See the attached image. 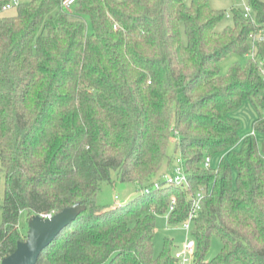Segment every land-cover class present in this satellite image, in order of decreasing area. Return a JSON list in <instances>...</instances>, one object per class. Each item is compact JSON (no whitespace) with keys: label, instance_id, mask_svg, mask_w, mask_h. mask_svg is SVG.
<instances>
[{"label":"trees","instance_id":"1","mask_svg":"<svg viewBox=\"0 0 264 264\" xmlns=\"http://www.w3.org/2000/svg\"><path fill=\"white\" fill-rule=\"evenodd\" d=\"M12 1L0 0V264L26 238L22 212L75 203L85 210L37 264H176L170 238L154 253L156 216L176 197L169 222L185 221L202 187L197 263L217 234L211 264H264V141L261 150L250 134L235 149L241 122L231 114L250 99L254 130L264 134V1L249 0L248 17L233 7L223 30L226 10L209 0H78L70 10L62 0H30L7 14ZM232 53L252 56L222 74L219 62ZM173 138L188 184L154 188L176 159ZM221 152L217 168L204 167ZM112 172L139 183V196L98 204Z\"/></svg>","mask_w":264,"mask_h":264},{"label":"rangeland","instance_id":"2","mask_svg":"<svg viewBox=\"0 0 264 264\" xmlns=\"http://www.w3.org/2000/svg\"><path fill=\"white\" fill-rule=\"evenodd\" d=\"M30 0H19V2H29ZM210 4L215 9L226 10L224 16L220 23L218 24V30H223L227 26H233L234 18L231 12L233 7L240 8L244 10L246 6H250L249 0H209ZM264 1V0H262ZM17 12V7L10 8L6 11L7 14H15ZM88 30H92V24L89 19H87ZM253 54V53H252ZM249 56L241 55L238 53H232L227 57L223 58L219 62V67L222 74H225L233 65L245 66ZM232 116L236 117L241 122V127L239 130L240 141L235 146V149L239 150L242 148L243 139L250 135H256L260 149L262 150V144L264 141V134L262 132H255L254 123L258 118V110L250 99H246L243 103L231 112ZM177 144V139L173 138L168 147V153L178 158L179 154L175 153V147ZM225 155L224 152L215 154L211 157V165L217 168L221 159ZM166 171H168L167 165H164L159 173L155 176L154 180L159 179ZM235 176V175H234ZM5 191V179L2 175L0 180V204L3 202V196ZM141 185L137 182H122L118 179L117 172H112V182H105L102 184V188L97 195V203L103 206H113V205H125L141 193ZM28 214L27 212H22L19 218V229L27 236L29 229L28 226ZM3 222V211L0 206V225ZM182 223V222H181ZM178 224H171L169 222V213L157 214L156 216V234L154 237V253L159 255L164 248L165 239L170 238L173 240V252L177 247H181L187 238V233ZM193 238L192 235H188ZM194 239V238H193ZM222 248V240L217 234H213L211 237L210 248L205 256L203 264H211L213 258H215ZM103 264H109L105 262ZM236 264H243L242 262H237Z\"/></svg>","mask_w":264,"mask_h":264},{"label":"built area","instance_id":"3","mask_svg":"<svg viewBox=\"0 0 264 264\" xmlns=\"http://www.w3.org/2000/svg\"><path fill=\"white\" fill-rule=\"evenodd\" d=\"M78 0H62V7L64 9L70 10L72 6L77 2ZM19 4V0H13L10 2L6 9H10L13 7H17ZM245 10V16L251 15V7L246 6ZM203 165L206 168H209L211 166V156H206ZM176 184V185H182L185 186L188 184V176L185 169V163L184 159L181 155H179L178 158L174 160L172 164L168 166V171H166L159 179L154 180L153 187L159 188L162 186V184ZM151 187H146L144 189V193H150ZM207 193V190L205 187H202L197 194L193 197V203L191 210L189 212V215L185 221H183L180 227L186 231L187 238L185 242L182 244L181 247H177V249L174 251V258L176 260V264H198L196 260V241L193 238H190L188 235H192V229H193V223L194 219L198 215L199 210L202 206V200L204 199L205 195ZM177 204L176 197H173L170 203V207L168 210V213L172 212L175 209V206ZM53 215V213L49 214H43L42 216L44 218H49Z\"/></svg>","mask_w":264,"mask_h":264},{"label":"water","instance_id":"4","mask_svg":"<svg viewBox=\"0 0 264 264\" xmlns=\"http://www.w3.org/2000/svg\"><path fill=\"white\" fill-rule=\"evenodd\" d=\"M85 208V205L75 203L49 218L39 214L31 216L26 238L17 243L13 253L2 258L1 264H37L42 251L64 228L72 224Z\"/></svg>","mask_w":264,"mask_h":264},{"label":"crops","instance_id":"5","mask_svg":"<svg viewBox=\"0 0 264 264\" xmlns=\"http://www.w3.org/2000/svg\"><path fill=\"white\" fill-rule=\"evenodd\" d=\"M28 220H29V218H28Z\"/></svg>","mask_w":264,"mask_h":264}]
</instances>
